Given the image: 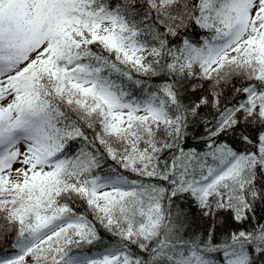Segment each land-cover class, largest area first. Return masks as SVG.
<instances>
[{"label": "snow or ice", "instance_id": "snow-or-ice-1", "mask_svg": "<svg viewBox=\"0 0 264 264\" xmlns=\"http://www.w3.org/2000/svg\"><path fill=\"white\" fill-rule=\"evenodd\" d=\"M0 264H264V0H0Z\"/></svg>", "mask_w": 264, "mask_h": 264}]
</instances>
